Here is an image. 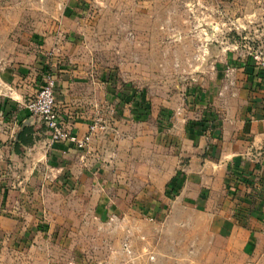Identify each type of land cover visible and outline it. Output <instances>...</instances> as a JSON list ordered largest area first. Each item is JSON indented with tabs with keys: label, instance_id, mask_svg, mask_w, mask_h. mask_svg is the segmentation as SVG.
Here are the masks:
<instances>
[{
	"label": "crops",
	"instance_id": "crops-1",
	"mask_svg": "<svg viewBox=\"0 0 264 264\" xmlns=\"http://www.w3.org/2000/svg\"><path fill=\"white\" fill-rule=\"evenodd\" d=\"M48 59L39 50L0 65V264H87L81 257L84 247L68 230L74 220L69 200L84 207L98 194V204L107 208L103 221L128 222V212L120 211V194L131 184L122 177L127 172L120 166L123 147L115 138L117 126L127 120L110 121L84 149L51 142L44 123L25 107L40 89ZM221 61L198 95L205 108L199 115L179 123V130L173 129L170 107L151 111L159 134L151 137L144 123L142 133L128 143V158L136 159L129 174L145 161L143 155L137 159L136 149L150 155L149 148L160 149L153 154L158 165L140 168L146 180L140 204L152 202L166 221L178 220L187 226L182 230L195 231L184 232L183 245L175 239L168 248L148 246L146 235L147 244L135 251L128 246L125 224L124 245L99 264H264V63L232 52ZM56 84L58 108L78 137L91 123L84 110L119 100L109 75L60 69ZM126 94L128 100L133 90ZM131 120L139 121L133 115ZM25 128L27 143L19 138Z\"/></svg>",
	"mask_w": 264,
	"mask_h": 264
},
{
	"label": "rangeland",
	"instance_id": "rangeland-1",
	"mask_svg": "<svg viewBox=\"0 0 264 264\" xmlns=\"http://www.w3.org/2000/svg\"><path fill=\"white\" fill-rule=\"evenodd\" d=\"M39 50L50 60L46 73L57 76L60 69H67L99 78L109 75L117 99L123 101L131 89L134 96L142 93L151 108V114L139 121H128L133 107L119 100L83 111L91 123L101 119L98 133L106 131L110 121L127 120L117 126L120 132L115 138L123 147L120 166L127 172L122 177L131 187L120 194V211L128 212L127 223L103 221L100 216L107 208L98 204V194L84 207L69 200L74 220L68 230L84 247L81 257L87 264L103 262L114 248L124 245L125 224L128 246L135 251L147 241L148 246L168 248L176 239L183 245L188 240L184 232L195 231L194 227L182 230L187 226L178 220L166 221L164 212L152 208L154 203L140 204V189L146 183L140 168L158 165L153 154L159 147L149 148L151 155L136 149L137 159L143 155L145 161L137 163L138 171L131 175L128 168L132 172L136 159L130 162L128 143L142 133L144 123L151 137L159 134L152 115L159 108L173 110V129L180 130L179 123L199 115L205 108L198 95L227 52L237 58L264 52V0H0V65L6 67ZM153 183L148 184L156 190L158 181Z\"/></svg>",
	"mask_w": 264,
	"mask_h": 264
},
{
	"label": "built area",
	"instance_id": "built-area-1",
	"mask_svg": "<svg viewBox=\"0 0 264 264\" xmlns=\"http://www.w3.org/2000/svg\"><path fill=\"white\" fill-rule=\"evenodd\" d=\"M256 62L264 63L263 51H255L252 54ZM56 76L54 73H45L37 94L26 101L25 107L30 116L39 118L47 128L51 142L68 141L77 148L84 149L92 141L100 129V120L89 124L88 131L78 137L71 132L66 117L60 112L56 100Z\"/></svg>",
	"mask_w": 264,
	"mask_h": 264
},
{
	"label": "trees",
	"instance_id": "trees-1",
	"mask_svg": "<svg viewBox=\"0 0 264 264\" xmlns=\"http://www.w3.org/2000/svg\"><path fill=\"white\" fill-rule=\"evenodd\" d=\"M136 93L133 91V94H129L128 95V100L123 99L124 100V104L126 103H132L135 106H133V111H132V115L134 116V118L136 119H141L144 117H147L148 114L150 113V106L149 103L145 102V97L143 96L142 93H137L139 95V97H137L138 95L134 96ZM126 96V95H125ZM29 132V128H25L21 133H20V140L22 142H28L27 138H25V135Z\"/></svg>",
	"mask_w": 264,
	"mask_h": 264
}]
</instances>
